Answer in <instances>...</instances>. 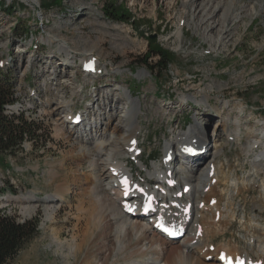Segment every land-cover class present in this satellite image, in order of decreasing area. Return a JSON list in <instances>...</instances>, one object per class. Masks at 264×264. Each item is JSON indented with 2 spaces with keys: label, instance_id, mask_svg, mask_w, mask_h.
<instances>
[{
  "label": "rangeland",
  "instance_id": "374dc122",
  "mask_svg": "<svg viewBox=\"0 0 264 264\" xmlns=\"http://www.w3.org/2000/svg\"><path fill=\"white\" fill-rule=\"evenodd\" d=\"M0 1L4 5L0 6V67L10 70L16 77L18 97L7 109V114L23 113L38 129L34 138L25 140L15 154H0V206L16 213L20 220L41 216L38 237L10 264H65L66 258L60 255L61 251H56L54 239L60 235L61 240H69L71 245L76 243L78 231L75 229L77 232H74V226L81 190L74 177L81 178L80 184L88 189L93 172L87 158L76 153L75 139L70 136L73 129L61 124L64 135L59 130L67 114L80 117L79 123L73 120L72 124L79 133L88 132L89 136L82 138L88 139L90 145L95 128L108 132L115 130L126 109V92L129 91L143 105L139 151L144 153L150 165L163 159L165 143L171 138L172 130L175 127L188 129L195 122V114L208 122L207 127L212 130L214 122L222 120L215 115L216 105L231 103L224 117L232 121L239 116L245 121L243 131L254 127L255 119H264V0H237L236 12L240 17L228 22L232 30L222 43L217 42V28L213 41L203 36V29L195 28L202 13L193 0ZM241 5L245 8L241 9ZM251 8L253 10L248 11ZM23 31H28L29 35L21 37ZM61 41H67L72 47L77 56L75 62H65L66 53L60 48ZM157 49L168 52L171 62L166 69H162V63L158 64L160 57L151 54ZM86 50H89L87 57L94 53L95 61L90 60L95 63L94 71L85 70L86 62L82 58ZM151 55L150 61L156 68L154 72L142 64ZM139 71L146 73L139 75ZM206 94L210 95L208 103L182 100L184 95L202 99ZM233 103H242L244 109L233 107ZM112 115L114 118L110 121ZM248 119L251 121L246 122ZM219 135L215 142L224 150L218 161L229 163L227 169H236L239 174L251 170V162L257 157L246 155V134L241 135L240 141H231L220 127ZM208 148L214 149L212 145ZM261 149L259 147L256 152ZM178 153L175 164L180 163L183 153L187 152L178 150ZM149 154L152 160H149ZM139 163L138 159L134 161L136 165ZM199 167L193 171L197 172ZM146 171L145 168L135 170V178L142 184L146 181ZM213 183H216L215 179ZM65 184L69 185L65 200L60 202L62 206L52 221L44 220L41 206L28 211L17 199L30 192L43 197ZM117 189L120 191L121 187L117 186ZM215 190L217 199L222 202L221 188ZM260 190L259 182L250 190L242 189L234 199L238 215L227 225L226 235L219 236L215 244L234 239L235 244L241 243L238 233L243 232L240 217L244 212L248 216L257 213L264 221V200L260 199ZM214 202L215 198H212L210 203ZM82 227L83 224L79 232ZM108 233V240L114 241L112 232ZM253 235L264 239V232L254 227L248 237ZM148 237L155 241L159 239L153 233ZM181 239L171 241L178 247ZM162 241L159 242L164 244ZM254 253L251 251L254 259L264 262V255L259 257ZM84 255L85 252L82 257ZM166 255L169 260L165 256L162 263L170 261L172 264L174 260V264H195L196 255L191 262L175 259L169 253ZM93 258L96 264H101L96 255ZM115 259L113 256L109 264H117ZM202 259L206 264L221 263L219 249L212 257ZM68 261L70 264L76 262L74 258ZM146 261V257L140 258V264Z\"/></svg>",
  "mask_w": 264,
  "mask_h": 264
},
{
  "label": "bare ground",
  "instance_id": "6f19581e",
  "mask_svg": "<svg viewBox=\"0 0 264 264\" xmlns=\"http://www.w3.org/2000/svg\"><path fill=\"white\" fill-rule=\"evenodd\" d=\"M192 2L198 3L197 8L200 7L202 13V18L196 22L195 28L203 29L205 32L203 36L210 41H213L217 28L219 33L217 42L222 43L232 30L228 22L232 23L240 17L236 12L238 1L193 0ZM242 8H245V5H241ZM252 10L253 8L248 11ZM219 12V19H217ZM176 33L180 38L181 32ZM49 38L55 40V37L49 36ZM60 48L66 53L65 62L76 61L77 56L67 41H61ZM88 51L83 52L82 61L86 63L90 60L95 61L94 53H89V58L86 56ZM145 73V71H139V75ZM204 96L206 98L199 99L196 95H184L182 100H193L196 103L210 102V95ZM126 97L127 106L115 125V130L108 132L95 128L96 133L93 134L94 139L90 145H88V139L82 138L88 137V132L79 133L74 129L72 121L75 114H67L60 123V126L62 124L73 129L68 136L75 139L76 153L87 158L93 172L92 184L88 189H84L80 184L81 178L74 177L81 190L78 195L77 223L74 226V232L78 231L75 245H71L69 240H61L58 234L53 242L56 251H61L60 255L66 258L65 264L71 263L68 261L70 258L75 259L74 264L80 262L96 264L94 255L101 264H109L113 256H116L117 264H140L141 257L147 258L144 264H165L166 262L162 263V261L165 256V259L167 258L168 253L175 259L185 262L193 261L196 255L195 264H206L202 258L212 257L216 249H219V257L222 252H225L227 261L264 264L251 255V251H255L259 257L264 255L263 237L258 235L248 237L252 227L264 232V221L260 220L257 213L248 216L244 212L240 217L243 232H239L238 236L241 243L235 244L236 239L214 243L219 236L226 235L227 225L232 224L234 217L238 215V207H236L237 210L234 209V199L242 193V189L250 190L256 182H259L261 186L259 196L261 200H264V174L262 175L264 172L262 170L264 169V162H262L264 160V119H255L256 125L247 127L246 131H243L242 125L245 121H242L239 116L232 121L224 117L226 108L230 107L231 103L224 102L216 105L215 115L222 120L214 122L212 130L208 129V122L200 120L198 114H195V122L188 129L175 127L172 130L171 138L165 143L163 159L150 165L144 153L139 151L141 143L138 135L141 130L140 113L143 105L129 91L126 92ZM11 104L6 105V112L12 106ZM13 107L17 109V105ZM233 107L241 111L244 109L242 103H233ZM113 118L112 115L110 121ZM250 121L251 119H248L246 122ZM63 126L59 128L62 135L65 133ZM220 127H223L224 134L231 141H240L241 135L246 134L248 137L244 148L246 155L257 157L251 162V170L239 174L236 169H227L229 163L218 161L224 150V147H219L215 142L220 136ZM208 145H212L214 149L208 148ZM259 147L262 149L256 152ZM177 148L187 153H183L182 161L175 164L174 159L180 154ZM126 149L128 151H125ZM193 150L199 153L191 155L190 151ZM199 150H202V153ZM136 159L140 161L137 165L134 164ZM196 167L199 169L194 172L193 169ZM143 168L147 170L144 184L135 178V170L140 171ZM213 179L216 183H213ZM65 185H60L56 191L43 197L30 192L17 199L25 204L28 211L41 206L45 215L44 220L52 221L60 208V202L65 200L69 186ZM117 186L121 187L120 191ZM186 187L188 191H185ZM217 187L221 188L222 202L217 199L215 192ZM212 198H215L213 204L210 203ZM202 202H204L203 206H201ZM147 206L151 207L148 213L145 212ZM176 212L178 216H175ZM161 220L175 227L177 232L179 230L178 233H183L178 247L157 229ZM82 224L83 230L79 232ZM108 231L112 232L114 241L108 240L110 234ZM150 233L159 239L155 241L149 238ZM160 240L165 243L162 244ZM84 252L85 255L82 257Z\"/></svg>",
  "mask_w": 264,
  "mask_h": 264
},
{
  "label": "trees",
  "instance_id": "16d2710c",
  "mask_svg": "<svg viewBox=\"0 0 264 264\" xmlns=\"http://www.w3.org/2000/svg\"><path fill=\"white\" fill-rule=\"evenodd\" d=\"M0 6L4 5L0 1ZM8 10V7H6ZM130 19V15H127ZM28 31L20 36L26 37ZM151 54L159 56L158 64L166 69L171 59L168 52L157 49ZM151 57L143 61V65L154 72L156 68L151 63ZM16 77L10 70L0 68V154H15L23 146L24 141L33 139L38 129L23 113L8 115L6 105L13 104L15 97ZM41 216L37 215L20 220L16 213L9 212L6 207L0 206V264H10L20 252L25 249L40 233Z\"/></svg>",
  "mask_w": 264,
  "mask_h": 264
}]
</instances>
